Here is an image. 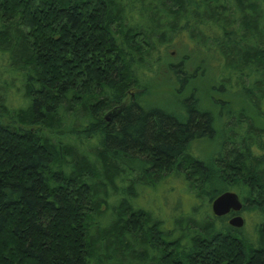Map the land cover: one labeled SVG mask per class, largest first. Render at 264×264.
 Returning <instances> with one entry per match:
<instances>
[{
  "label": "trees",
  "instance_id": "1",
  "mask_svg": "<svg viewBox=\"0 0 264 264\" xmlns=\"http://www.w3.org/2000/svg\"><path fill=\"white\" fill-rule=\"evenodd\" d=\"M0 56L18 82L0 81V264H264V130L225 114L207 160L193 94L143 100L145 75L179 90L203 64L262 108L264 0H0ZM169 176L197 203L167 228L134 200ZM229 180L254 194L249 232L205 208Z\"/></svg>",
  "mask_w": 264,
  "mask_h": 264
},
{
  "label": "rangeland",
  "instance_id": "2",
  "mask_svg": "<svg viewBox=\"0 0 264 264\" xmlns=\"http://www.w3.org/2000/svg\"><path fill=\"white\" fill-rule=\"evenodd\" d=\"M180 48L181 50L179 51ZM182 48L180 45L178 48H171V55L166 58V62L179 60L181 53H185L182 51ZM197 62L192 59V69L196 65H199ZM201 65H199L201 66V70L198 71L188 85H185L179 90L180 83L170 78L165 67L158 69L155 74L150 73L145 75L143 77V80L145 79L146 82L143 100L147 105L166 108L167 111L172 112L177 110L183 98L188 97L190 93L193 94L199 100L200 108L209 111L214 119L215 136L207 141H196L191 146L194 153L208 160L209 156L211 154L214 155L218 150L220 135H222L224 130L223 122L225 120V114L235 113L239 117L242 113L253 125L264 130V106L258 109L256 107L257 104L248 100L245 94L240 89L238 90L235 81L234 85L230 86L228 81H222L219 72L212 66L207 67V65ZM12 76L14 77L13 82L18 83L16 80L17 75H11L6 70L5 62L0 56V81L10 82ZM9 92L15 98V95L12 93L13 91L11 90ZM116 109L113 108L106 112L105 117L110 116ZM242 126V122L237 124L239 130H241ZM162 181L160 187L154 190L150 189L149 192L148 190H139L134 203L149 209L154 215L159 217L165 227L170 228L173 225L172 219L179 214L183 213L187 217L193 215L192 208L197 203V198L188 189L186 190L180 177L169 176ZM227 184L233 186L230 191L233 190L239 194L242 192V197L248 196L249 200L253 199L254 194H251L250 190H247L240 181L235 182L229 180ZM175 205L177 209L174 208ZM205 208L211 213V203L209 206L206 204ZM179 217L182 216L179 215ZM243 217L246 219L243 229L249 232L255 226L258 218L254 211L248 210H245Z\"/></svg>",
  "mask_w": 264,
  "mask_h": 264
},
{
  "label": "water",
  "instance_id": "3",
  "mask_svg": "<svg viewBox=\"0 0 264 264\" xmlns=\"http://www.w3.org/2000/svg\"><path fill=\"white\" fill-rule=\"evenodd\" d=\"M242 208V202L239 196L234 191H224L216 196L211 201V210L215 216H222L230 211L239 212ZM228 224L232 227H242L244 219L241 215L237 214L228 220Z\"/></svg>",
  "mask_w": 264,
  "mask_h": 264
},
{
  "label": "flooded vegetation",
  "instance_id": "4",
  "mask_svg": "<svg viewBox=\"0 0 264 264\" xmlns=\"http://www.w3.org/2000/svg\"><path fill=\"white\" fill-rule=\"evenodd\" d=\"M235 193H236V192H235ZM237 195L239 196V199H240V201L242 202V208H241V210H240L239 212H233V211H230V212H228L227 214L222 215V216H225V217L227 218V223H228V220H229L231 217H233V216L239 214V215H241L242 218L244 219V224H245V223H246V219H245V217H243V214H244V212H245V210L243 209V198H242V195H241V194L237 193ZM244 199L248 200L249 202H250V200H251V199L249 200L248 196L244 197ZM211 213H212V210H211ZM212 215H214V214L212 213ZM214 216H215V215H214ZM216 217H217V216H216ZM218 217H221V216H218ZM244 224H243V225H244ZM239 228H240V227H239Z\"/></svg>",
  "mask_w": 264,
  "mask_h": 264
}]
</instances>
